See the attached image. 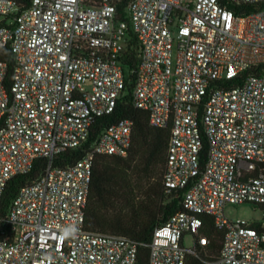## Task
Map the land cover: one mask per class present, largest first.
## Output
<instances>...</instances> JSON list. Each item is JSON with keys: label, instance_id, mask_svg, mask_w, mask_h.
Wrapping results in <instances>:
<instances>
[{"label": "built area", "instance_id": "1", "mask_svg": "<svg viewBox=\"0 0 264 264\" xmlns=\"http://www.w3.org/2000/svg\"><path fill=\"white\" fill-rule=\"evenodd\" d=\"M118 1L32 0L19 11L0 0V48L12 61L7 83L0 60V200L12 177L45 160L6 208L0 264H135L137 242L84 227L94 156L125 157L132 121L108 125L74 163L54 160L85 146L131 83L148 124L169 125L162 183L183 191L182 210L152 233L148 264L205 254L201 216L223 231L209 264H264V220L223 213L264 209V0H128L123 16Z\"/></svg>", "mask_w": 264, "mask_h": 264}, {"label": "trees", "instance_id": "2", "mask_svg": "<svg viewBox=\"0 0 264 264\" xmlns=\"http://www.w3.org/2000/svg\"><path fill=\"white\" fill-rule=\"evenodd\" d=\"M19 11L29 7L32 0H12ZM128 0H119L117 9L121 16ZM134 52L127 53L126 66L134 68ZM0 60L7 63V83L10 80L12 61L7 48H0ZM131 81L133 76L130 75ZM132 83L126 94L117 101L112 113L97 117L85 146L66 150L55 157V164L64 166L80 160L97 134L120 119L132 121L131 146L125 157L95 155L87 202L84 208V227L87 231L114 234L138 243L135 264H148L149 249L154 229L169 217L182 210V190L166 188L162 183L165 153L169 138V125L151 127L145 111L131 103ZM204 153V150H203ZM204 161V155L201 157ZM45 165L38 158L31 170L12 177L0 200V231L7 233L4 221L6 208L18 190L32 182ZM201 233L209 244L205 254L187 256L185 264H209L218 256L223 231L214 227L212 218L201 216Z\"/></svg>", "mask_w": 264, "mask_h": 264}, {"label": "rangeland", "instance_id": "3", "mask_svg": "<svg viewBox=\"0 0 264 264\" xmlns=\"http://www.w3.org/2000/svg\"><path fill=\"white\" fill-rule=\"evenodd\" d=\"M223 213L228 220L240 219L248 222H261L264 220V209L252 203L226 204L223 208ZM192 241V236H185L184 247H191Z\"/></svg>", "mask_w": 264, "mask_h": 264}]
</instances>
